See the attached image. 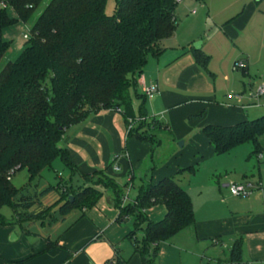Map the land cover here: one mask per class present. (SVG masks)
Instances as JSON below:
<instances>
[{
  "label": "trees",
  "instance_id": "obj_1",
  "mask_svg": "<svg viewBox=\"0 0 264 264\" xmlns=\"http://www.w3.org/2000/svg\"><path fill=\"white\" fill-rule=\"evenodd\" d=\"M44 1L0 0V61L12 45L4 40V30L19 23H31ZM180 1L118 0L114 16L106 14L108 0H51L44 8L30 29V38L20 57L0 73V225L5 224L1 214L5 206L13 210L14 219L20 224L44 219L49 207H44L40 199L54 188L30 195L28 190L20 191L13 185L12 175L27 170L31 186L57 158L75 171L68 151L61 144L68 130L90 115L119 111L128 127V137L150 141L132 126L137 117L131 91L137 98L146 99L138 94V76L151 55L157 57L162 53L161 43L174 36ZM9 9L16 14L15 18L9 15ZM194 57L198 66L208 72L209 56L194 50ZM145 116L143 107L139 118ZM147 126L164 128L156 118ZM202 132L217 156L247 143L253 144L252 155L259 156L264 117L233 126L207 125ZM179 172L195 175V168ZM95 175L99 177L98 184L116 190L114 181L104 172L84 175L87 183ZM59 187L64 188L59 203L62 218L73 211L93 209L103 196L92 186L77 191H69L63 184ZM156 206L166 209L164 218L158 222L146 216V211ZM116 207L120 212L118 223L134 216L137 228L146 225L141 242L135 231L126 237L142 264H156L162 243L196 225L192 199L174 176L142 187L134 206L125 205L124 196L117 195ZM100 239L96 236L87 244ZM57 246L48 241V250ZM242 246L241 238L233 242L229 251L231 264H243ZM115 264H126L119 249Z\"/></svg>",
  "mask_w": 264,
  "mask_h": 264
},
{
  "label": "crops",
  "instance_id": "obj_2",
  "mask_svg": "<svg viewBox=\"0 0 264 264\" xmlns=\"http://www.w3.org/2000/svg\"><path fill=\"white\" fill-rule=\"evenodd\" d=\"M263 2L264 0H208L199 6L195 0L180 1L178 8L180 5L184 6L182 12L188 13L196 6L199 8L191 17L183 14L174 36L161 43L162 53L157 57L151 55L142 74L138 76L137 91L140 96H143L144 85L155 84L158 87V93L146 99L137 98L135 92L131 91L136 123H143L142 131L138 134L149 138L152 131L147 124L152 118H156L175 140L183 139L192 143L198 141L214 152L202 132L205 126H233L246 121L249 113L254 114V117L257 115L256 108L259 104L248 99L245 83L240 87V78L233 66L235 63L244 64L243 76L250 78L254 74L259 78L251 86H264ZM205 12L207 20L211 19L216 27L214 40L203 41L201 49L197 50L209 56L208 72L196 63L195 49L192 47L200 40L195 24L205 16ZM10 28L3 32L5 41H10V38H6L11 32ZM26 36L24 35V39L28 41L30 37L26 39ZM215 40L218 41V48L222 47L221 52L215 48ZM239 40L244 43L236 47L239 54L235 49L228 48L224 51L229 42ZM21 47H18L19 57L25 49ZM252 50L255 52H251ZM231 89H238V95L243 97L241 102L236 100L235 95L228 96ZM143 107L146 116L139 118ZM70 130L73 135L67 139L65 149L73 167L81 169L85 175L107 172L109 177H115L109 163L113 158H118L124 171L130 173L132 181L140 153L149 154L153 147L150 138V141H139L136 137H128V127L119 111L107 110L92 114ZM145 131L147 135L142 134ZM193 131L195 133L192 137ZM195 144L194 142L193 145ZM260 145V155L264 159V137L260 139ZM197 146H192V151L200 149L201 145ZM179 169L181 167L177 166L171 171L160 170L150 179L145 178L142 187L166 177L183 174ZM96 176L91 177L89 183H95ZM240 176L243 181L247 178L245 172L240 173ZM232 183L243 182L236 178L225 180L223 186L219 187V194L226 198L221 201L220 196L216 195L217 199L213 203L208 202L204 212L197 211L193 205L196 225L188 230L197 243L195 251L204 257L210 255V259L218 264H231L229 257L225 255V249L229 252L232 245L229 247L226 242L233 244L237 238H241L243 264H264V209L254 210L250 208L251 205L243 209V205H239L236 197L229 191L228 185ZM46 188L45 184H39L36 192L40 193ZM45 197L40 202L44 207H50L43 203ZM126 199L124 198L125 205ZM251 203L252 201L248 202ZM61 206L62 204L58 205L59 208ZM162 207L163 209L150 212V220L158 221L164 217L166 209ZM93 209L90 212L73 211L52 225L38 224L35 221L20 224L13 215L3 216L5 224L0 225V264H115L116 249H119L122 239H126L131 231L127 227L118 226V218L113 223L117 215L113 209L108 214L99 211L100 215ZM24 230L29 231V234H25ZM96 236L101 239L87 244ZM48 241L57 243L58 246L48 250ZM221 245L222 254L219 252ZM166 248L170 253L167 264H175L178 260L183 264L182 254H191L189 250ZM119 254L122 259L120 250ZM133 260V264H142L140 257Z\"/></svg>",
  "mask_w": 264,
  "mask_h": 264
},
{
  "label": "rangeland",
  "instance_id": "obj_3",
  "mask_svg": "<svg viewBox=\"0 0 264 264\" xmlns=\"http://www.w3.org/2000/svg\"><path fill=\"white\" fill-rule=\"evenodd\" d=\"M50 1L51 0L44 1V3L36 11L31 23H19L10 28L9 31L11 32H9V36H6V38H10L12 45L8 54L0 61V73L4 70L7 64H9L10 62H15L19 58L18 47L22 46L21 48H25L27 43V40L24 39V35H27L28 38L30 37L31 27ZM117 2L118 0H108L106 5L107 15L114 16L116 14ZM195 3L199 6L203 4L196 0ZM199 6L191 9V11H189L188 13L182 12V10H184V6L180 5L179 8L177 7L176 18L178 20V24H181V20L184 16L183 14H185V17H191L192 15L196 14ZM262 6L264 8V2ZM8 12L11 17H16V14L13 10L9 9ZM258 18H262V16H258ZM262 19L260 23L261 26L259 24L260 30H262L263 28ZM195 26L198 30L197 34H199L200 40L195 42L192 47L197 43H201L203 45V41L206 42L208 40H214L213 38L216 34V27L211 19L207 20L206 12L205 16H203L201 20H199V22L195 24ZM214 43L215 48H217V50L221 52L220 50L222 47L220 49L218 48V41L215 40ZM242 44L244 43L240 40L238 42H229V44L224 47V51L229 48L231 50L235 49L236 53H238L236 47ZM251 52L254 53L255 51L252 50ZM235 73L239 75L240 87H243V82L245 83V88L247 89L248 94L257 90V86H251V84L253 85V82L259 80V78L257 79L254 74L253 76L248 78L243 76L242 70H238ZM229 93L230 94H228V96H236L239 94L238 89H231ZM256 103L259 104L258 108H256L257 115H255L254 117V114L249 113L247 115V120H255L257 118L264 117V96L258 98L256 100ZM132 126L133 128H138L137 133H141L140 131H142V129L139 128L142 126L139 123L133 124ZM69 130L66 133L64 141L61 144V146L64 148H66L65 145L68 141L67 139H69L70 136L73 135V132ZM150 131L152 132L148 137L153 141V147L149 154L140 153L139 162L135 165V177L132 181L130 180V173L124 171V167L120 164V160L118 158H113L109 163V166H111L110 169L114 173L115 177H109L107 175V172L106 174H104L114 181L116 190L111 187L107 188L102 183L97 184L99 180L98 175L96 176L95 183H87L84 177L85 174H83V171L81 169L75 168V171L73 172V170L60 158H57L54 161L51 168L45 169L42 172V178L36 180V182H33L31 186L29 184V174L27 170L18 171L17 173L12 175V183L20 191L23 189L28 190V193L30 195H34L35 193H37L36 191L39 184H45L46 187L54 188V191L43 199V203L46 206L50 207L43 220L35 221L36 223L38 222V224H51L55 223L56 220H60L62 218V214L59 212L60 208L58 207L60 201L63 198L62 196L64 192V188L59 187V185L61 184H63L65 188L68 187L69 191L70 189L71 191H77L78 189L88 186H92L98 189L103 194V196L98 205L95 206L93 210L96 209V211L100 215V212L103 214H108L109 210L113 209L117 214L113 219V223H115V220L119 217L120 214L119 210L116 207L117 195L120 194L121 196H124V198H127V205L134 206V203L139 196L145 178L150 179L154 173L157 174L160 170L167 169L171 171L173 167L176 168L177 166L181 167V169H187L190 167L195 168V175H191L189 172H184L181 175H177L175 179L178 184L189 193L191 199L194 202L193 205L195 206V209L199 212L201 211V213L206 209L208 202L213 203V201L217 199L216 195L220 196L221 201L226 198V196H222L219 194V187L221 188L223 186V182L225 180H232V178H236L239 181H242V184L252 186L253 191L251 196H249L248 198H236V201L239 202V205H243V209L249 208V205H251L250 208H253L254 210H260L261 208L264 209V159L263 157H261V155H252V152L254 150L252 143H247L239 146L230 154L217 156L213 151L211 152L209 150L208 146H203L198 141H194L196 144L193 145L194 142L192 143L191 141H185L183 139L175 140V138L171 137V134L166 131L165 127L163 129H159V127L153 126L151 127ZM194 133L195 132L193 131L191 135L192 137L194 136ZM142 134L147 135L146 131L142 132ZM157 140L160 141V143H158ZM196 145H201L200 149L196 148L195 151H192V146ZM119 156L121 157V155ZM242 172H245V174L247 175V178L244 179V181L240 176V173ZM251 201L252 203L248 204V202L250 203ZM159 208L163 209L162 206H156L148 209L146 211V216L150 219V212ZM90 210L92 211V209ZM90 210H88V212H90ZM1 214L5 217H8L10 215L14 216L13 210L8 206L2 208ZM135 224L136 217L134 216H132L130 219H125L121 223H117V225L120 227H127L130 231H135V236L141 242L146 225L144 224L137 228ZM226 244H228L229 247L230 245H232L231 243L227 242ZM166 247H169L170 249L174 248L177 250H189L191 254H186V252H184L181 256L183 264H218L217 261L210 259V255L204 257L203 255H200V253H196L195 250L197 248V243L194 236L191 234V231L188 229L182 231L170 241L162 243L160 245L156 264L168 263V256H170V253H168L169 251L165 250L168 249ZM222 247V245L219 247L220 253L222 252ZM119 250L121 251L122 259L126 262V264H129L130 262V264H133V259L137 257L139 258V256L134 254L133 246L127 239H122L121 243L119 244ZM163 253H165V257H163ZM225 253L227 257L230 256L228 250L226 249ZM209 254H211V251L209 252ZM175 264H180L179 260Z\"/></svg>",
  "mask_w": 264,
  "mask_h": 264
},
{
  "label": "built area",
  "instance_id": "obj_4",
  "mask_svg": "<svg viewBox=\"0 0 264 264\" xmlns=\"http://www.w3.org/2000/svg\"><path fill=\"white\" fill-rule=\"evenodd\" d=\"M25 38L28 39V36H26ZM244 68L245 66L242 63H235L233 66L234 71L244 70ZM157 93H158L157 85L151 84L149 86H145V85L143 86V95L145 97L152 98ZM262 96H264V86L257 88L255 92H251L248 95V99L253 102ZM235 98L237 101L241 102L243 97L242 95H236ZM228 187L231 195L236 198H248L249 196H251L253 191L252 186L245 184L232 183L228 185Z\"/></svg>",
  "mask_w": 264,
  "mask_h": 264
},
{
  "label": "water",
  "instance_id": "obj_5",
  "mask_svg": "<svg viewBox=\"0 0 264 264\" xmlns=\"http://www.w3.org/2000/svg\"><path fill=\"white\" fill-rule=\"evenodd\" d=\"M201 47H202V44H201V43H197V44H195V45L193 46V48H194L195 50H200Z\"/></svg>",
  "mask_w": 264,
  "mask_h": 264
}]
</instances>
